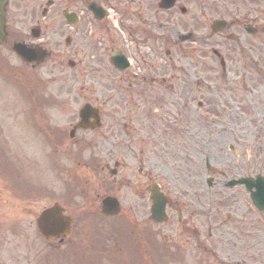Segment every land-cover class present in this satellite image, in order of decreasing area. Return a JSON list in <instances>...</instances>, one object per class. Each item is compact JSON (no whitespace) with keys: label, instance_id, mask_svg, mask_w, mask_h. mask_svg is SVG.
Returning <instances> with one entry per match:
<instances>
[{"label":"flooded vegetation","instance_id":"flooded-vegetation-1","mask_svg":"<svg viewBox=\"0 0 264 264\" xmlns=\"http://www.w3.org/2000/svg\"><path fill=\"white\" fill-rule=\"evenodd\" d=\"M16 45L41 48L47 57L40 64L26 63L13 52ZM263 49L264 0H8L0 32V179L5 190L26 199L28 181L73 176L74 146L90 145L89 134L99 133L102 145L112 149L126 142L154 151L161 141V146L183 148L188 137L202 147L201 130H188L182 117L188 102L201 86L215 91L216 84L228 85L233 92L236 79L225 71L213 78L198 75L212 63L220 66L223 60L227 68L235 58ZM247 81L237 78L242 85ZM75 84L101 87L100 97L84 102L99 107V130L75 129ZM196 146L188 145V155L173 160L154 153L147 169L137 167L130 177L124 160L111 166L105 160L101 168L112 183L119 179L116 191L130 187L149 206L151 192L159 189L166 198L165 225H172L174 217L180 222L177 210H183L186 228L199 214L203 193L210 196V218L219 220L222 213L220 225L228 227V264H246L247 242H256L259 229L264 239V211L252 207L244 186L224 184L229 176L250 174H231L229 167L212 175L211 186L204 188L200 160L193 158ZM206 161L215 166L217 160ZM33 188L39 196L41 187ZM257 255L254 263L264 264V254Z\"/></svg>","mask_w":264,"mask_h":264},{"label":"rangeland","instance_id":"rangeland-1","mask_svg":"<svg viewBox=\"0 0 264 264\" xmlns=\"http://www.w3.org/2000/svg\"><path fill=\"white\" fill-rule=\"evenodd\" d=\"M244 62L247 66L245 77H249L250 81L242 87L240 84H231L234 94L227 91L228 85L217 84L216 91H207L201 86L203 90L196 95L191 104L195 111L187 109L182 116L188 130L200 129V133L205 136L207 129L218 132V136L213 138L216 145L211 142L204 143L203 147H197L187 136L186 142L182 140L184 147L175 150V156L180 157L184 152L188 153V145L197 147L193 158L200 160L197 166L200 167L204 188L206 172L203 162L206 157L211 162L217 160L215 166L222 171L231 167V174L244 172L251 176L256 174L264 176V82H260L262 81L260 78L264 76V51L250 53ZM234 63L233 66L229 64L228 71H231V74L227 76L240 78L243 74L242 64H239L237 59ZM216 66V63H212L200 76L206 78L218 76L220 71ZM100 92L99 85L75 84V117L85 99L100 97ZM11 94L13 93L8 94V98L13 100ZM198 102L207 105L198 108ZM99 135V133L86 135L90 145L85 151L81 150L79 155H76L78 146H74L73 176L64 178L57 176V179L48 178L41 182L37 179L28 181L27 186L31 190L23 194L31 196L26 199L20 197V194L8 193L0 179V264H54L53 261L55 264H72L62 257L68 248L74 249L72 262L75 257L80 259L77 264H91L90 257L95 254L97 255L93 258L97 260L96 264H228L230 251L232 252L231 243L226 238L228 227L220 225L222 213L219 214L217 222L210 218L211 209L208 201L212 198L205 193L199 205L201 210L199 207L198 211L196 210L198 216H194L186 228L182 223L184 212L177 210L180 222L174 217V222L170 226L151 225L152 236L144 235L137 247L135 243L129 244V237H132V227L128 222L132 217L131 210L133 219L142 224L147 221L149 203L139 199L130 187L116 191L119 179L112 183L101 167L105 160L111 163L110 166L113 160H124L130 168L128 172L125 171L126 177H130V173L135 174L139 166L146 170L147 161L152 160L154 153L149 147L141 148L134 144L128 146L126 142L112 149L109 144L102 145ZM228 143L236 146L238 160H241L234 167L231 164L236 159L227 151ZM165 159L173 160V157L165 156ZM67 184L70 192L66 189ZM33 185L35 188L41 187V193L37 197L34 196ZM114 192H117L123 210L122 215L115 219L102 220L97 216V204L103 196L112 195ZM181 200L186 202L182 197ZM55 201L66 207L67 212L74 217L75 224L68 242L49 246L38 236L34 228V215ZM189 214L187 216H190ZM187 216L184 219L188 218ZM193 228H196L198 233L194 232ZM256 235L258 237L255 238V243L248 241L245 245L246 264H255L252 258L255 255L259 258L257 254H264V239L260 229ZM153 245L154 251L150 253L147 248L152 249ZM167 249L173 254L170 255Z\"/></svg>","mask_w":264,"mask_h":264},{"label":"water","instance_id":"water-1","mask_svg":"<svg viewBox=\"0 0 264 264\" xmlns=\"http://www.w3.org/2000/svg\"><path fill=\"white\" fill-rule=\"evenodd\" d=\"M4 0H0V18L1 7ZM90 108L84 106L80 111V117L83 118L89 115ZM248 181H245L247 183ZM241 183H243L241 181ZM251 188L256 191L251 194V198L255 205L259 208H264V183L260 177L254 181L251 179ZM153 207L151 210V219L154 222H163L166 217L164 215V201L160 195H153ZM119 205L116 199L107 197L102 201L101 214L108 217H115L119 212ZM37 229L41 236L48 241H52L59 237H68L70 235L71 219L63 214V209L59 205L44 210L37 218Z\"/></svg>","mask_w":264,"mask_h":264}]
</instances>
